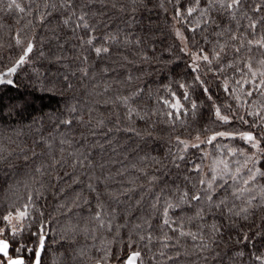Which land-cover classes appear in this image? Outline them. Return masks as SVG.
<instances>
[{
	"label": "snow or ice",
	"instance_id": "obj_1",
	"mask_svg": "<svg viewBox=\"0 0 264 264\" xmlns=\"http://www.w3.org/2000/svg\"><path fill=\"white\" fill-rule=\"evenodd\" d=\"M167 2L173 5L172 20L184 26L180 29L173 25L174 35L182 45L179 51L191 60L188 68L196 75L192 78V85L179 83V89L183 90L179 96L170 86H165L171 96L170 100L162 101L166 108L171 109L164 113L168 117L165 123L175 131L176 121L187 116L189 111L195 117L198 104L190 99L188 89L199 87L207 100L212 101L214 119L211 123L225 127L215 130L205 124L195 131V135L189 133V138L176 135V144L182 146L179 152L186 154L189 149H196L201 162L188 160L186 155L172 153L169 149V154L174 156L170 161L173 167L181 168L177 160L191 165L182 175L183 184L176 180L161 182L162 177L149 176L143 168L139 169L148 179V185L140 187L145 188L152 199L145 206L142 203L145 197L141 195L130 205V208L139 210V222L131 223L125 217L119 224L115 223L117 208L114 205L122 203L121 196H128L131 200L130 194L137 189L130 187L113 192L105 180L84 170L92 169L94 172L88 143L89 137L98 133L107 137V144L112 143L109 133L114 130L131 132L145 142L148 137L155 139L150 127L156 125V121L151 119L156 112L141 111L137 107L145 90L136 89L124 95L119 88H113V85L132 83L131 73H124L121 79L118 68L136 63L124 54L123 49L132 44L139 47L141 41L139 38L130 39L123 29H113L110 23L116 13L124 18L123 22L129 28L134 23H141L137 17L142 12L151 13V0H24L26 7L19 0H7L5 7L0 9V12L15 10L24 14L15 20L16 24L25 20L24 25L12 35L14 43L7 44L8 48L16 47L20 52L15 63L0 72V85L15 87L11 77L18 68L30 63L29 58L37 50L38 43L63 49L65 41L61 36L67 31L72 34L71 38L79 41L72 47L78 49L75 59L81 61V66L70 74L62 75H56L49 69L56 78L49 79L50 87L41 90L54 91L58 85L66 91L73 90L75 84L70 75L76 76L78 72L86 95L103 97L94 102L109 109L107 119L111 121L106 123L103 114L94 116L93 113L98 111L95 107L88 109V118L85 119L78 107L79 101L69 97L65 102V112L69 115L49 116L57 128L64 126L67 133H61L63 138L59 139L58 151H53L51 141L41 138L34 141L30 149L20 148V153L16 154L15 149L9 150L3 143V133L0 132V182H4V176L23 174L30 177L34 186L38 185L35 198L30 192L26 203L11 205L7 214L0 215L3 222L0 226V264H42L46 240L54 242L49 238L50 220L55 216L49 213L46 217L36 203L37 199L46 200L47 192H51L57 201L56 210L65 218L60 239L68 245L64 252L53 258L52 264H111L114 243L120 245L115 256L119 264H237V261H243L245 252L243 248L227 250L233 230L236 231L237 245L252 244L249 260L264 264V251H260L264 249V0ZM158 6L164 8L163 0H159ZM3 27L0 22V29ZM25 28L29 29L30 35H21ZM38 30L41 36L37 43ZM209 37L215 39L210 40ZM209 43L212 45L210 48L203 46ZM5 47L0 43V50ZM88 52L94 54L95 61L107 60L117 67L102 64L96 70L97 65L90 60ZM45 55L41 48L39 56ZM137 55L142 62H150L146 52ZM47 59L49 64L57 66V70L68 67L61 63L66 57L57 52ZM90 68L93 71L90 72ZM202 71L222 80L223 91L237 102L235 106L227 102L222 105L215 103L214 93L199 74ZM112 73L117 75L114 77ZM85 80L93 81L90 88ZM109 92H115V95L105 96ZM184 102H188L190 108ZM32 104L20 96L16 103L7 107L22 115ZM5 107L3 96H0V113ZM121 108L123 113L119 111ZM135 119L144 121L142 131L133 126ZM125 121L128 126L122 128ZM77 127L83 130L75 132ZM235 141L240 143H233ZM97 143L93 141L92 147ZM208 145L215 151H207ZM99 146L103 148L105 145L101 143ZM38 147L41 151H37ZM21 159L24 161L22 167L18 164ZM144 160L159 165L156 170L162 175L168 174L165 171L168 165L161 159L146 153L141 157V161ZM82 176L85 179L82 180ZM99 184L104 187H99ZM34 212H38L41 219L36 220ZM31 221L37 224V230L31 233L35 240L22 235L26 231L25 224L30 226ZM240 221L245 222L244 227L240 226ZM125 228L127 233L122 236L121 229ZM225 229L229 230L228 240L224 239ZM98 234L99 247L95 243L91 247L100 254L94 255L89 245L80 244V238L95 242ZM257 239L258 245L255 243Z\"/></svg>",
	"mask_w": 264,
	"mask_h": 264
},
{
	"label": "trees",
	"instance_id": "obj_2",
	"mask_svg": "<svg viewBox=\"0 0 264 264\" xmlns=\"http://www.w3.org/2000/svg\"><path fill=\"white\" fill-rule=\"evenodd\" d=\"M22 6L26 7L24 0H19ZM7 3V0H3L0 3V9H3ZM164 8H160L159 0H151L150 6L152 7L151 13L142 12L138 15L137 19L141 23H134L132 27H127L123 20L124 18L120 14L116 13L113 15V20L110 22L113 29H123V33L127 34L132 40L137 38L140 39L141 43L139 47L132 44L126 49H123L124 54L128 56L130 60L136 61L135 64H127L123 68H118V72L121 73L120 78H123L124 73H131L133 81L130 84L118 86L113 85V88H119V91L127 95L129 92L136 89H144L140 98V102L137 107L141 111H155L156 115L152 116L151 119L156 121L154 128L150 127L153 132V137H148L147 142L142 141L139 137L135 136L131 132L127 131H113L109 133L112 137V143L107 144V137L98 133L95 137H89L88 150L91 151L93 168L85 169L86 172H91L96 177H99L107 183L108 188L113 192H119L122 189L135 187L137 190L131 193V200L128 196H121L120 199L122 203L114 205L117 208V218L115 223H121L125 217L131 222H139V210L135 207H131L135 200L141 195H144L143 205L148 206L152 199V196L146 193L145 188L140 187V185H148V179L146 176L142 175L139 169L143 168L148 175H156L162 177L161 182L167 180L171 182L176 180L178 183L183 184L182 175L184 174L186 167L191 165H186L184 161L177 160V163L181 164L180 169H176L170 163L174 159L173 155L169 154V149L175 154H184L179 152V146L176 144L174 137L180 135L181 138H189V133L195 135V131L207 124L209 128L215 130H223L224 125L212 124L211 121L214 119L212 115L213 109L211 108L212 101H208L207 97L204 96L199 89V87H190L188 90L190 92V99L194 100L198 104V109L196 111L195 117L191 111L188 112L187 116H182L180 120L176 121L175 131L172 130L170 124L165 123L168 117L164 115L165 112L170 111L165 107L162 102L165 99L170 100L171 96L166 85L170 86L173 91L179 96L183 90L179 89V83H187L189 85L193 84V76L196 73H192L188 65L190 64V58L185 56L184 53L179 51L182 47L179 40L174 35V28L183 29V25L176 23L172 20L173 5L169 4L167 0H163ZM167 9V11H165ZM24 14L13 10L11 13L7 10L0 12V22L3 23L4 27L0 29V43H4L6 47L0 50V72L6 71L7 67L12 66L15 60L18 58L20 50L16 47L8 48L7 44L14 43L12 40V35L18 31L25 23V20H21L20 24H16L15 20ZM25 19H28L27 17ZM150 25V28H149ZM31 34L29 29L25 28L24 32L21 33ZM47 36V33H43ZM70 32H65L61 39L65 41V47L63 49L50 48L49 44L45 43L39 45V37L41 32L38 30L36 32L38 47L35 50L29 60L30 63L17 69L15 75L11 77L14 81L15 87L9 85H0V96H3L4 105L6 106L2 113H0V132L3 133V143L8 147L9 150L15 149L16 154L20 153V148L25 150L30 149L34 146V141L41 140V138L49 140L53 143V151H58L59 139L63 138L61 133L67 134L64 126L56 127L54 122L49 119V116L55 115L59 117L61 114L67 116L69 115L65 112V102L69 97H75L79 101L78 107L80 111L84 113L85 119L88 118V109L95 107L98 109L93 115L103 117L106 123L110 124L111 121L107 119L109 114V109H105L98 104H95L96 99H103V97H90L86 95V89L81 87V81L78 78L80 73L77 72L76 76L70 75V80L75 84L73 90H64L62 86L58 85L54 91H42L43 87H50L48 85L49 79H55L56 77L49 72H55L56 75L70 74L81 66V61L75 59L78 53V49L73 48V45H78L79 41L71 38ZM186 35L191 36V33H186ZM123 39V34L121 35ZM199 39V37H198ZM210 40H214V37H209ZM205 48H210L212 45L204 44ZM43 49L45 52V57L39 56V50ZM53 52L64 55L66 57L61 63L67 65L68 67H60L57 70V66L48 63L47 57H50ZM151 58L150 62H142L140 56L137 53H144ZM90 60H92L97 65V69L102 64H108L110 67H117V65L110 64L109 61H95L93 59L94 54L88 52ZM116 59V57H112ZM37 70L39 71V76L37 75ZM93 71V69H89ZM201 78L207 81V85L210 87L212 93H214L213 100L217 105H222L225 102L235 106L237 103L231 96L227 95L223 91L222 80L218 77H213L211 74L205 75L202 71L199 73ZM112 76H116L117 73H112ZM99 79V78H98ZM85 83L91 86L93 81L85 80ZM218 85H220L218 87ZM230 87L232 84L230 82ZM96 91H100L97 89ZM149 92L151 95H149ZM63 93V95H61ZM115 92L106 93L105 96H113ZM20 96H24L33 102L32 107H30L22 115L18 114L17 111H12L9 107L10 104L17 102ZM186 107L190 108L188 102H184ZM123 113L124 109H119ZM222 111L226 109L222 108ZM242 111V110H238ZM251 119V118H249ZM183 125V126H181ZM127 122H122L121 127H127ZM138 130H143L145 123L142 120L135 119L133 125ZM247 127V126H241ZM83 129L77 127L74 129L75 132H79ZM93 141H98L96 147H92ZM104 144L105 146L101 148L99 144ZM221 143H229V141H221ZM233 143H240L235 141ZM19 145V147H17ZM115 148V151L113 150ZM205 148V146H202ZM206 150L209 152H214L215 150L211 145L206 146ZM37 151H41L38 147ZM155 156L164 163L168 165L165 170L168 174L162 175L161 171H157L160 166L154 164L151 160L141 161V157L145 154ZM195 153V155H193ZM30 154V153H29ZM186 155V159L200 163L199 151L196 149H189ZM207 163V161H204ZM18 164L22 167L24 161L21 159ZM102 165V167H101ZM135 166V167H134ZM7 171V170H6ZM24 171H28L25 169ZM190 175L195 176V173H190ZM81 179H85L83 176ZM0 182V215L7 214L9 206L16 205L21 206L27 202V196L31 192L35 198L36 187L31 182L30 177L26 175L13 176L8 175L2 177ZM129 181H134L135 183H129ZM11 185V187H8ZM99 187L103 188V184H99ZM47 199H37L36 203L41 206L47 217L49 213L55 216L54 220H50V240L54 241L49 243L46 240L45 243V253L42 254V264H52V260L59 253L64 252L68 247L61 239V233L63 229L64 217L56 210L57 201L52 197L51 192H47ZM107 199V197H102ZM111 203V202H110ZM82 212L84 210H81ZM86 214V213H85ZM36 220L41 219L38 212H34ZM210 222V218H209ZM155 223V221H154ZM259 223V221H257ZM241 227L245 226L244 221L239 222ZM0 226H3V222L0 221ZM194 227V226H193ZM26 231L22 234L25 238L35 240L36 238L31 235L33 231L37 230V224L35 221L25 224ZM228 231L224 230V239L228 240ZM127 233V229H121V235L124 236ZM110 235V234H106ZM249 235H251V230H249ZM232 240L228 241L229 248L231 251L235 248H243L245 256L243 261H237V264H256L254 261L249 260V251L252 250V244L237 245L235 240L237 238L236 231H232ZM95 243L99 247L100 237L98 234L97 240L95 242L88 240L85 241L82 237L80 238L81 245H89L90 251L94 255H99L95 247H91ZM191 243V242H189ZM255 243L258 245L259 240L257 239ZM120 245L114 243L112 247L113 259L111 264H119V261L115 259V256L119 252ZM223 248V244H221ZM125 252L127 251L126 244L124 245ZM219 250V249H218ZM264 251V249H260Z\"/></svg>",
	"mask_w": 264,
	"mask_h": 264
},
{
	"label": "rangeland",
	"instance_id": "obj_3",
	"mask_svg": "<svg viewBox=\"0 0 264 264\" xmlns=\"http://www.w3.org/2000/svg\"><path fill=\"white\" fill-rule=\"evenodd\" d=\"M190 63H191V60H190Z\"/></svg>",
	"mask_w": 264,
	"mask_h": 264
}]
</instances>
